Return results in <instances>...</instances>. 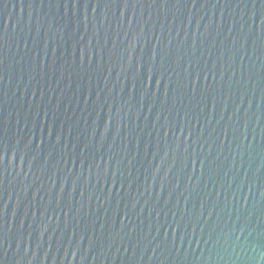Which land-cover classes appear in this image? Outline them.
I'll return each instance as SVG.
<instances>
[{
	"label": "water",
	"instance_id": "water-1",
	"mask_svg": "<svg viewBox=\"0 0 264 264\" xmlns=\"http://www.w3.org/2000/svg\"><path fill=\"white\" fill-rule=\"evenodd\" d=\"M0 264H264V0H0Z\"/></svg>",
	"mask_w": 264,
	"mask_h": 264
}]
</instances>
